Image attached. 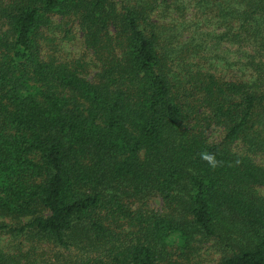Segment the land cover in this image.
Wrapping results in <instances>:
<instances>
[{
	"label": "trees",
	"instance_id": "16d2710c",
	"mask_svg": "<svg viewBox=\"0 0 264 264\" xmlns=\"http://www.w3.org/2000/svg\"><path fill=\"white\" fill-rule=\"evenodd\" d=\"M0 218V264H264V0H0Z\"/></svg>",
	"mask_w": 264,
	"mask_h": 264
},
{
	"label": "rangeland",
	"instance_id": "374dc122",
	"mask_svg": "<svg viewBox=\"0 0 264 264\" xmlns=\"http://www.w3.org/2000/svg\"><path fill=\"white\" fill-rule=\"evenodd\" d=\"M63 44H64V50H65L63 52L67 53L68 58H78L79 56L86 55V51L84 50V47L81 45L79 39L72 40V41H70V43L65 41ZM148 206H150L151 208L158 210V211L161 210L160 209L161 208L160 207L161 206L160 199L152 200L150 203H148ZM1 221L2 220L0 218V222ZM3 222H4V220H3ZM6 223L10 224V222L8 220H6ZM2 238L3 239L1 241V243L3 245H5V247H7V245H8L9 249H12V251H13V248H11L10 244H8V243L11 242L12 246L16 247L18 244V241H20V239L14 241L13 239H15V238H13V237H12V239H9L8 237H5V236H3ZM13 243H15V244H13ZM209 253H210L209 255H211V257H208V259H205V261H207V262L203 263V264H211L212 262H210V261L212 260V258L217 257L216 255H214L213 251H210Z\"/></svg>",
	"mask_w": 264,
	"mask_h": 264
},
{
	"label": "clouds",
	"instance_id": "9594fccd",
	"mask_svg": "<svg viewBox=\"0 0 264 264\" xmlns=\"http://www.w3.org/2000/svg\"><path fill=\"white\" fill-rule=\"evenodd\" d=\"M201 158L204 159L205 161L209 162L210 164H212V166H215L216 162H215V157L209 153H202L201 154Z\"/></svg>",
	"mask_w": 264,
	"mask_h": 264
}]
</instances>
